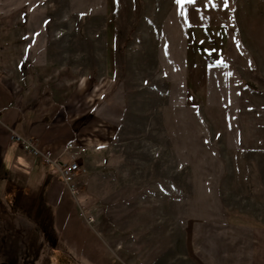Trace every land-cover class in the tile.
I'll use <instances>...</instances> for the list:
<instances>
[{
  "label": "rangeland",
  "instance_id": "rangeland-1",
  "mask_svg": "<svg viewBox=\"0 0 264 264\" xmlns=\"http://www.w3.org/2000/svg\"><path fill=\"white\" fill-rule=\"evenodd\" d=\"M226 2L0 0L4 27L14 14L26 17L28 61L52 78L102 83L100 114L119 129L113 146L77 160L84 171L76 196L41 159L33 166L23 159L27 170L13 174L15 207H33L28 221L44 229L25 248L0 216V260L250 264V231L240 226L264 221V134L254 133L264 132V0ZM222 54L234 74L226 125L248 132L234 136L236 152L222 150ZM207 64L210 82L202 79ZM8 163L0 209L14 206L3 189ZM222 165L243 167L225 183ZM47 173L62 184L58 213L46 190L29 182ZM225 188L230 197H222ZM40 206L48 208L43 215Z\"/></svg>",
  "mask_w": 264,
  "mask_h": 264
},
{
  "label": "crops",
  "instance_id": "crops-1",
  "mask_svg": "<svg viewBox=\"0 0 264 264\" xmlns=\"http://www.w3.org/2000/svg\"><path fill=\"white\" fill-rule=\"evenodd\" d=\"M2 16L0 12V181L3 178L1 176L4 164L8 161L10 170L6 175L3 189L6 198H9L11 205L14 206L0 209V216L4 223L8 224L9 229L6 230L14 228L16 240L18 242L20 240L21 245L29 248L33 246L32 234L36 230L42 231L44 227L38 228L37 221V223H29V212L33 207L31 209L15 207L20 193L12 188L20 186L14 182L13 174L16 171L27 170L28 165L23 159H33L31 160L33 166L38 162V158L12 144L11 133L33 139L43 154H49L61 162H69L74 159L83 161L88 155L107 150L115 144L119 129L114 122L100 114L98 105L106 90L102 83H95L88 77L80 80L66 77L52 78L48 67H38L28 61V46L27 42H24L27 35L20 28V23L26 21V17L14 14L10 27H4ZM224 61L225 56L222 54V74H218V77L222 76V150L236 152L234 136L245 135L248 132L242 133L241 126L231 128L226 125L231 117L226 103L231 102L230 97L234 95L232 88L234 74ZM206 67L207 70H202L206 73L202 79L210 82L212 80L211 64H207ZM195 77L201 76L195 74ZM254 131L256 134H264L262 130ZM70 145H72L71 148H69ZM258 145H263L262 141H259ZM39 164L44 166L40 160ZM231 166V170H228L225 165H222V182H229L230 175L233 172L237 174L243 167L242 165ZM30 174L33 176L34 170L30 171ZM49 174L44 175L41 180L35 175L36 181L30 178L29 182L37 185V188L46 190V197L55 204L53 211L58 213L64 196L59 190L62 184H58L56 178H51ZM224 191L225 196L222 195V197H230L231 194L226 193V188ZM87 199L85 194H79L76 201L82 212H88L87 208L82 207L87 204ZM47 209L43 206L38 207V214L43 215V211ZM18 216L21 218L19 219ZM89 218L90 216L86 218L87 221ZM91 221L96 222L93 216ZM240 227L250 231V264H264V221ZM43 242L39 241L40 245H43ZM194 252L193 247L192 257V253L188 251L184 255L188 262L192 261L189 259H194ZM32 256L34 262H37L39 254L33 252ZM29 257H26V261ZM0 263L11 264L5 256ZM180 263H182L181 260ZM191 263L195 264V261Z\"/></svg>",
  "mask_w": 264,
  "mask_h": 264
},
{
  "label": "built area",
  "instance_id": "built-area-1",
  "mask_svg": "<svg viewBox=\"0 0 264 264\" xmlns=\"http://www.w3.org/2000/svg\"><path fill=\"white\" fill-rule=\"evenodd\" d=\"M10 142L28 154L41 159L42 164L52 169L53 173L67 186L73 196L79 193V189L74 184V180L84 170L76 159L69 162H61L54 159L49 154H43L33 139L24 138L14 132L10 135ZM71 147L72 145L69 146V148Z\"/></svg>",
  "mask_w": 264,
  "mask_h": 264
},
{
  "label": "snow or ice",
  "instance_id": "snow-or-ice-1",
  "mask_svg": "<svg viewBox=\"0 0 264 264\" xmlns=\"http://www.w3.org/2000/svg\"><path fill=\"white\" fill-rule=\"evenodd\" d=\"M181 3L187 2V3H194L195 0H180ZM225 7H227V2L225 0Z\"/></svg>",
  "mask_w": 264,
  "mask_h": 264
}]
</instances>
